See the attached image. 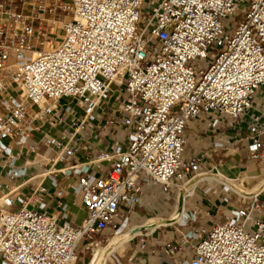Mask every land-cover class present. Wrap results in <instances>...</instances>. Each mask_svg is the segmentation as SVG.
I'll return each mask as SVG.
<instances>
[{"label":"built area","instance_id":"1","mask_svg":"<svg viewBox=\"0 0 264 264\" xmlns=\"http://www.w3.org/2000/svg\"><path fill=\"white\" fill-rule=\"evenodd\" d=\"M263 86L264 0H0V264H78L106 230L139 229L133 240L178 222L131 224L145 186L184 201L211 180L229 213L166 253L264 264V189L227 187L213 177L222 161L205 169L244 148L264 170V122L243 128ZM192 122L214 141L186 158ZM181 210L179 226L197 220Z\"/></svg>","mask_w":264,"mask_h":264},{"label":"crops","instance_id":"2","mask_svg":"<svg viewBox=\"0 0 264 264\" xmlns=\"http://www.w3.org/2000/svg\"><path fill=\"white\" fill-rule=\"evenodd\" d=\"M24 1L29 2L31 0ZM148 1L150 3H157L159 0ZM255 121L261 123L264 122V86L256 94L253 108L246 112L243 120V128L246 129L248 124ZM195 126V122H192L190 123L188 130H186V146H188L190 143L189 141L191 140V146L193 149L188 151L185 148L186 158L194 157L201 152L207 151L211 148L214 141V137L206 130L195 132L193 130ZM56 133L57 132H55V134ZM223 136L234 140L235 133L232 131L224 132ZM38 138V136L35 137V139ZM104 140L108 144H112L113 141L108 135L104 137ZM245 143L246 142L243 143V147L246 145ZM207 154L211 157L209 152ZM209 160L210 161L205 164V169L210 167L211 162L217 163L222 161L218 166L219 172L232 180H235L233 178L246 176V180L249 181L248 187L255 185L264 178L263 176L254 181V178L260 176L264 170H260L257 166H254L249 162L244 148H241L240 151L235 150L234 148L228 149L220 158L211 157ZM208 188H210V191L206 192ZM193 189L189 193H192ZM229 195L230 194L223 190L222 184L216 180L201 182L195 194L187 197L184 201L177 197L174 188L169 192H163L159 186H145L140 197V203L134 209L131 224H143L148 218L168 222L173 219L174 215L182 208L186 215L190 217H192L193 214H197V220L191 222L186 227L179 226V221H182L183 217L182 213L178 222L176 221L172 224L166 223L167 226L155 232H146L147 236L136 237L133 240H130V238L139 234V229V231H130L129 233L124 232L120 236L127 237L126 240L120 244V246L117 245L118 247L116 246V248L105 257L104 264H109L110 259L113 260V264H116V260L113 258L114 255L117 256L122 264H179L185 259L192 258L193 254L190 252L188 245L184 249L177 251L175 255L171 256L166 253V244L174 241H181L182 235L190 231H196L201 236H205L206 232L214 224L223 221L224 216L229 213L231 206L225 201V198H228ZM70 199L71 197L69 200ZM1 200L2 197L0 196V201ZM85 217L86 210L84 207L77 206L71 208V221L74 224L81 223ZM152 223H154L152 220L148 222V224ZM107 231L111 232V230L104 231V233L97 238V241L105 242L106 238L111 236V233L108 235ZM114 237L110 240H113ZM83 259L84 256L81 257L79 261L81 262Z\"/></svg>","mask_w":264,"mask_h":264},{"label":"bare ground","instance_id":"3","mask_svg":"<svg viewBox=\"0 0 264 264\" xmlns=\"http://www.w3.org/2000/svg\"><path fill=\"white\" fill-rule=\"evenodd\" d=\"M214 178L219 179L221 182L226 184L227 187L232 188L234 191L242 194V195H250V194H255L257 192H260L261 190L264 189V178L256 183L253 186L248 187L245 183L244 180L246 178H242L240 181L239 180H232L230 178H227L225 175L219 173L213 176ZM194 188V185L188 188V192H190ZM182 215V210H179L173 218L179 219ZM134 231H139L134 230ZM126 232V231H125ZM124 233V232H123ZM122 234V233H121ZM117 235L114 237L113 240H110V243L106 247H101V248H96L94 250V253L92 255L91 263L90 264H104L105 263V257L114 249L116 246H120L127 237H121L120 235ZM117 246V247H118Z\"/></svg>","mask_w":264,"mask_h":264},{"label":"rangeland","instance_id":"4","mask_svg":"<svg viewBox=\"0 0 264 264\" xmlns=\"http://www.w3.org/2000/svg\"><path fill=\"white\" fill-rule=\"evenodd\" d=\"M234 19H229V20H226V23H230V22H232ZM239 21H240V18H239ZM199 63V61H195V62H193L192 64L193 65H195V64H198ZM208 63L209 62H206V63H203V65H204V67L205 66H207L208 65ZM64 102H62V104H63ZM119 136H120V139H122L123 138V133L120 131L119 132ZM190 143L188 144V146H186L185 148H186V150H188V151H190V150H193L192 149V146H191V140L189 141ZM242 178H246V176H244V177H242ZM241 178V179H242ZM233 179H235V178H233ZM236 180V179H235ZM248 180H244V183L246 184V185H248ZM36 183H34V185H35ZM253 185V184H252ZM31 189L32 188H28L27 190H28V192H26V193H29L30 191H31ZM153 221V220H152ZM151 223V222H150ZM108 232V235L111 233L110 231H107ZM127 233H129L130 232V230H127L126 231ZM111 238H113V237H109V240L111 239ZM107 246V243H106V241L105 242H102V245H99L97 248H99V247H106ZM94 253V251H88V252H86V254H85V256H84V259L83 260H81V262L79 261L78 262V264H90L91 263V256H92V254ZM81 257H83V256H81ZM114 262H113V260L112 259H110V261H109V264H113Z\"/></svg>","mask_w":264,"mask_h":264}]
</instances>
